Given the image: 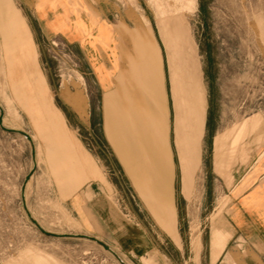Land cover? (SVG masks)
I'll return each instance as SVG.
<instances>
[{"label":"rangeland","instance_id":"rangeland-1","mask_svg":"<svg viewBox=\"0 0 264 264\" xmlns=\"http://www.w3.org/2000/svg\"><path fill=\"white\" fill-rule=\"evenodd\" d=\"M34 1L0 0V104L35 143L39 223L127 264H264V243L233 232L229 192L239 165L264 160V0H87L93 30H115L112 59L103 33L82 48L29 32ZM75 148L108 156V214L85 223L65 198ZM33 166L30 141L0 127V264H120L32 223Z\"/></svg>","mask_w":264,"mask_h":264},{"label":"crops","instance_id":"crops-1","mask_svg":"<svg viewBox=\"0 0 264 264\" xmlns=\"http://www.w3.org/2000/svg\"><path fill=\"white\" fill-rule=\"evenodd\" d=\"M27 10L30 11L27 14L28 17L33 18L32 25L31 23L28 24L29 32L33 30L31 26L34 28L35 24H37L39 27H42L43 32L46 34L62 35L70 44H78L82 48L84 47L83 41H92V34L103 33L105 35L103 41L106 44L109 43V40H113L112 38L115 35V30L112 29H100L97 26L93 30L92 17L94 15L87 0H83V3L81 0H78V2L74 0H35L30 9L27 8ZM101 16L109 17L110 13L106 12ZM34 31H36L35 28ZM96 46L99 47L100 44ZM94 51L97 52V49L95 48ZM102 51L103 47L101 45L100 55L102 58H100L104 63H100L99 60L97 64H104L108 67V62L105 61ZM114 52L113 42L111 41L109 46L107 44L105 48L106 58H114ZM94 55L99 59L98 53ZM10 59V61L14 60V62L16 60V58L11 57ZM15 64L16 68L18 64ZM103 80L101 77L100 82ZM106 87L105 94L114 89V86L110 88L107 85ZM30 92L31 96L36 98L38 91L35 90V87L33 90L30 88H27L26 91L23 90V94L28 95ZM18 97L20 98L22 95ZM105 127L107 129L106 114ZM88 157L90 161H87ZM107 158L108 156H105L104 160L100 156V163L98 164L92 154L79 152L76 148L73 151V157L69 158L67 193L65 198L74 216L83 221V223L89 219L90 212L98 217H106L108 214L109 166ZM236 169V182L232 190L229 191L234 212V218H231L233 232L244 239L264 243V160L260 163L259 160H256L250 166L244 165L241 167L239 165ZM97 189H99L98 192ZM87 192H92L96 196L95 201L100 202L99 208L96 207L95 201L89 202V199L86 197Z\"/></svg>","mask_w":264,"mask_h":264},{"label":"water","instance_id":"water-1","mask_svg":"<svg viewBox=\"0 0 264 264\" xmlns=\"http://www.w3.org/2000/svg\"><path fill=\"white\" fill-rule=\"evenodd\" d=\"M4 117H5V111L0 106V127L4 131H7L9 133L21 134V135L25 136L30 142L33 141L32 136L28 132L20 130V129H14V128H10V127L5 126ZM32 154H33V157H34L35 156V146H34V144L32 146ZM36 168L37 167L34 166L33 169L31 170V172L27 175L26 180H25L24 185H23V188H22V197H23L24 208H25V210L27 212V215L29 216L30 220L32 221V223L42 233H44L45 235H48V236L58 237V238H66V237L83 238V239H88V240H91L93 242H96L99 245H101L105 250L109 251L119 261L120 264H127L125 262V260L118 254V252L115 251L107 242H105L103 240H100L99 238H97L95 236H91V235H88V234H78V233H56V232H52V231H49V230L45 229L39 223V221L33 216V214L31 213L30 209L27 206L26 195H25L27 183L29 182V180L31 179L32 175L36 171Z\"/></svg>","mask_w":264,"mask_h":264},{"label":"bare ground","instance_id":"bare-ground-1","mask_svg":"<svg viewBox=\"0 0 264 264\" xmlns=\"http://www.w3.org/2000/svg\"><path fill=\"white\" fill-rule=\"evenodd\" d=\"M66 96H67V98H68V100H70V101H73V103L78 107V108H80L81 110L82 109H84V101H83V99L81 98V92H77L76 94H71V93H69V92H67L66 93ZM0 106H1V104H0ZM2 107V106H1ZM3 108V107H2ZM6 126V125H5ZM8 127V126H7ZM11 128V127H10ZM14 129H17V128H14ZM21 130V129H20ZM24 131V130H23ZM33 139V138H32ZM31 143V145L33 146V144H34V146H35V143H34V141H32V142H30ZM33 159H34V166H36V163L37 162H35V159H36V147H35V156L33 157ZM33 166V167H34ZM41 224V223H40ZM45 228V227H44ZM46 229V228H45ZM101 240V239H100Z\"/></svg>","mask_w":264,"mask_h":264}]
</instances>
